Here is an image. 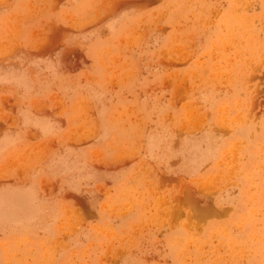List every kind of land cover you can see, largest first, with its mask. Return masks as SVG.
Here are the masks:
<instances>
[{"label":"rangeland","instance_id":"374dc122","mask_svg":"<svg viewBox=\"0 0 264 264\" xmlns=\"http://www.w3.org/2000/svg\"><path fill=\"white\" fill-rule=\"evenodd\" d=\"M0 264H264V0H0Z\"/></svg>","mask_w":264,"mask_h":264},{"label":"bare ground","instance_id":"6f19581e","mask_svg":"<svg viewBox=\"0 0 264 264\" xmlns=\"http://www.w3.org/2000/svg\"><path fill=\"white\" fill-rule=\"evenodd\" d=\"M103 2V1H102ZM195 127V126H194ZM175 181V180H174ZM187 193V192H186ZM194 198V197H193ZM161 201V200H160ZM206 217V216H205Z\"/></svg>","mask_w":264,"mask_h":264}]
</instances>
